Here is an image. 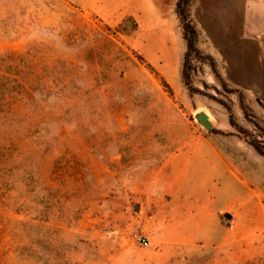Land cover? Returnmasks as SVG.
Segmentation results:
<instances>
[{
	"label": "rangeland",
	"instance_id": "rangeland-1",
	"mask_svg": "<svg viewBox=\"0 0 264 264\" xmlns=\"http://www.w3.org/2000/svg\"><path fill=\"white\" fill-rule=\"evenodd\" d=\"M0 264H264V0H0Z\"/></svg>",
	"mask_w": 264,
	"mask_h": 264
},
{
	"label": "water",
	"instance_id": "water-1",
	"mask_svg": "<svg viewBox=\"0 0 264 264\" xmlns=\"http://www.w3.org/2000/svg\"><path fill=\"white\" fill-rule=\"evenodd\" d=\"M197 118H198V120H199L201 123H203L206 127H208V128H211V127H212V123H211V121L208 120V118H207V116L205 115L204 112H200V113H198Z\"/></svg>",
	"mask_w": 264,
	"mask_h": 264
},
{
	"label": "built area",
	"instance_id": "built-area-1",
	"mask_svg": "<svg viewBox=\"0 0 264 264\" xmlns=\"http://www.w3.org/2000/svg\"><path fill=\"white\" fill-rule=\"evenodd\" d=\"M134 239L142 245L147 246L149 244L148 238L140 233H135Z\"/></svg>",
	"mask_w": 264,
	"mask_h": 264
},
{
	"label": "trees",
	"instance_id": "trees-1",
	"mask_svg": "<svg viewBox=\"0 0 264 264\" xmlns=\"http://www.w3.org/2000/svg\"><path fill=\"white\" fill-rule=\"evenodd\" d=\"M182 0H180V2H181Z\"/></svg>",
	"mask_w": 264,
	"mask_h": 264
}]
</instances>
